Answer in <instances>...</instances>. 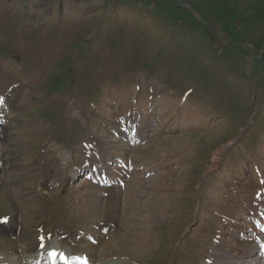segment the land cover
I'll return each instance as SVG.
<instances>
[{"label": "rangeland", "instance_id": "374dc122", "mask_svg": "<svg viewBox=\"0 0 264 264\" xmlns=\"http://www.w3.org/2000/svg\"><path fill=\"white\" fill-rule=\"evenodd\" d=\"M0 89V215L22 227L2 255L35 248L40 228L110 264H205L217 245L245 255L226 234L264 186V0H0ZM110 92L130 96L101 115ZM122 109L154 138L119 150L105 122ZM89 140L92 156L94 141L142 162L118 199L72 179ZM102 221L118 227L97 237L103 256L80 238Z\"/></svg>", "mask_w": 264, "mask_h": 264}, {"label": "bare ground", "instance_id": "6f19581e", "mask_svg": "<svg viewBox=\"0 0 264 264\" xmlns=\"http://www.w3.org/2000/svg\"><path fill=\"white\" fill-rule=\"evenodd\" d=\"M6 108H7V105H6V103H3V105L2 106H0V116L1 117H4L5 118V116H8L6 113L8 112L7 110H6ZM8 113H10V112H8ZM125 131H127V136H115V137H117L115 140L116 141H118L119 143H120V149L119 150H123V148L125 149L126 147H128V145H130L132 142H134V141H136L137 139L138 140H142V139H144V138H146V135H144V133L142 132V133H140V132H138V133H135V131L133 132V130L132 129H128V130H125ZM135 133V134H134ZM130 134H132V135H130ZM133 134H134V136H133ZM131 137V139L132 140H129L128 139V137ZM94 138H97V139H100V140H102V139H104V138H102V137H98V136H94ZM112 139L114 138V136H112L111 137ZM123 139H125L126 141H128L127 143H129L128 145H127V143H126V141H123ZM91 140V139H90ZM91 142V141H90ZM127 145V146H126ZM126 146V147H125ZM92 148H96L97 150H99V147L98 146H96L95 145V143H94V141H93V146H92ZM85 151H86V148H85ZM87 153V152H86ZM95 154H97V155H99V157L101 158V156H106L107 157V161H112V159L111 158H113L114 156L113 155H106V154H100V150H99V153H97L95 150H94V154H93V157L95 156ZM115 158V157H114ZM120 158V157H119ZM122 159H124L123 157H121ZM118 158H115V160L114 161H116ZM98 161H100V160H98ZM113 161V162H114ZM133 190V189H132ZM54 243H57V241H54V240H52L51 241V244H54ZM59 247V246H58ZM102 248H104L105 250H106V248H107V246H106V243H104V245L101 247V249ZM60 249H62V247H60ZM221 249V248H220ZM252 249H249L248 251H247V253L249 254V257H251V256H253V252H250ZM34 252H37V246L35 247V250H34ZM220 252V251H219ZM33 253V252H32ZM42 253V251H39L38 252V255H40ZM70 253H72V252H70ZM22 254H25L26 256H28L27 255V253H22ZM229 255H230V253H227L226 254V257H225V260H228V261H230L231 260V258L229 259ZM228 258V259H227ZM219 259V258H218ZM4 261H6V260H4ZM93 261V260H92ZM246 262L248 261L249 262V260H245ZM7 262H10V263H12V264H17L16 262H18L17 260L15 261V259H14V257L12 258H10V260L9 261H7ZM112 262V261H111ZM256 263H257V261H255ZM19 263V262H18ZM102 264V263H100V262H95V264ZM0 264H6L5 262H3L2 260H0ZM56 264H60V263H56ZM103 264H110V263H104L103 262ZM111 264H114V262L113 263H111ZM242 264V263H241Z\"/></svg>", "mask_w": 264, "mask_h": 264}, {"label": "snow or ice", "instance_id": "6c2138e0", "mask_svg": "<svg viewBox=\"0 0 264 264\" xmlns=\"http://www.w3.org/2000/svg\"><path fill=\"white\" fill-rule=\"evenodd\" d=\"M41 240H43V237L40 238ZM50 255H55V253H49Z\"/></svg>", "mask_w": 264, "mask_h": 264}]
</instances>
